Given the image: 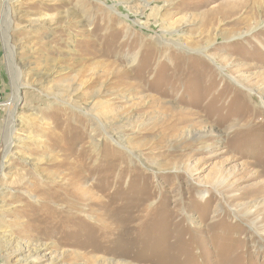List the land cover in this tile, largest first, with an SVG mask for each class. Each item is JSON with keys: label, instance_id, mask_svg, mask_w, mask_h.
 <instances>
[{"label": "rangeland", "instance_id": "obj_1", "mask_svg": "<svg viewBox=\"0 0 264 264\" xmlns=\"http://www.w3.org/2000/svg\"><path fill=\"white\" fill-rule=\"evenodd\" d=\"M0 33V264H264V0H0Z\"/></svg>", "mask_w": 264, "mask_h": 264}, {"label": "bare ground", "instance_id": "obj_2", "mask_svg": "<svg viewBox=\"0 0 264 264\" xmlns=\"http://www.w3.org/2000/svg\"><path fill=\"white\" fill-rule=\"evenodd\" d=\"M5 1V0H4ZM9 2V0H7V3ZM255 2H256V0H255ZM9 6V5H8ZM259 6V5H258ZM7 7H5V9H6ZM248 10V9H247ZM9 12V10L7 11V13ZM13 12V11H12ZM252 14V13H251ZM4 15H6V14H4ZM12 15V14H11ZM248 16V15H247ZM247 19H248V17H247ZM4 20V19H3ZM249 20V19H248ZM12 23V22H11ZM13 24V23H12ZM10 31H7L6 33H5V37H6V40L8 41L9 40V35H8V33H9ZM2 33V32H1ZM0 33V34H1ZM10 44V43H9ZM14 45V44H13ZM3 46V45H2ZM12 48V47H11ZM5 51H6V49H5ZM4 52V51H3ZM10 63V62H9ZM12 63V62H11ZM13 66V65H12ZM20 73H19V75H18V79H17V87L15 88L16 90H15V102H18L19 101V99H20V92H19V90H20V88H21V83L19 82V80H20ZM40 76V75H39ZM14 84H15V82H14ZM15 87V86H14ZM13 87V88H14ZM18 115V112H17V106H15V108H14V110H13V112H12V116H13V120H14V117L15 116H17ZM11 116V117H12ZM16 121L17 120H15V121H13L12 122V126L11 127H9V128H7V130H6V132H5V134H4V138H3V144H4V146H5V150H6V152L5 153H3L4 155H3V158L5 157V158H7L8 157V155H10V152H11V149L13 148V145H15V143H16V141L18 140V139H16L15 140V137H14V129L16 128ZM23 125H25V124H23ZM111 139L112 140H115L116 141V139L114 138V137H112L111 136ZM118 140V139H117ZM3 149V148H2ZM3 161V160H2ZM5 164V163H4ZM4 164L3 165H1L0 166V174H2V172H3V168H4ZM11 246V245H10ZM10 246H9V244H7V245H5V248H6V252L8 253V252H10L9 251V249H10ZM9 254V253H8Z\"/></svg>", "mask_w": 264, "mask_h": 264}]
</instances>
